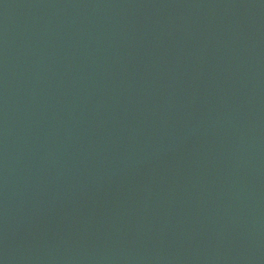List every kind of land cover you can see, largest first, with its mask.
<instances>
[{
    "label": "water",
    "instance_id": "1",
    "mask_svg": "<svg viewBox=\"0 0 264 264\" xmlns=\"http://www.w3.org/2000/svg\"><path fill=\"white\" fill-rule=\"evenodd\" d=\"M0 264H264V0H0Z\"/></svg>",
    "mask_w": 264,
    "mask_h": 264
}]
</instances>
